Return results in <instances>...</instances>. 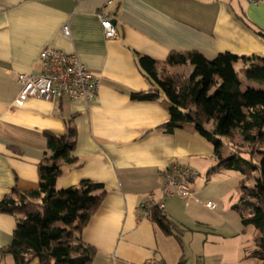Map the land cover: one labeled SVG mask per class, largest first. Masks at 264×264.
I'll return each mask as SVG.
<instances>
[{
    "label": "crops",
    "instance_id": "1",
    "mask_svg": "<svg viewBox=\"0 0 264 264\" xmlns=\"http://www.w3.org/2000/svg\"><path fill=\"white\" fill-rule=\"evenodd\" d=\"M101 9L115 22L114 39L103 36L97 18ZM66 24L69 38L61 30ZM260 33L264 34V2L253 6L245 0H0V202L6 197L28 196L30 202L41 198L35 193L39 166L48 156L43 133L62 136L71 127L76 132V162L62 166L56 188L91 181L105 191L79 235L95 252L91 264H142L149 259L161 264H261L251 256L257 232L241 224L231 210L234 204L217 210L211 201L202 200L216 182L213 175L207 178L217 164L212 146L191 125L164 131L169 114L162 93L154 101L131 99L151 88L139 56L160 64L159 75L188 78L190 65L163 66L170 53L197 52L212 60L228 52L264 59ZM48 46L76 55L98 78L94 102L64 97L15 104L20 91L17 76L39 75V54ZM247 66L239 62L234 68ZM171 163L197 173L186 201L176 194H160V173ZM220 173L236 172L215 174ZM226 196L221 194L218 201ZM150 199L163 202L165 216L177 226L174 235H165L140 217L139 205ZM15 228L16 218L0 213V264H14L1 251L10 245Z\"/></svg>",
    "mask_w": 264,
    "mask_h": 264
},
{
    "label": "trees",
    "instance_id": "2",
    "mask_svg": "<svg viewBox=\"0 0 264 264\" xmlns=\"http://www.w3.org/2000/svg\"><path fill=\"white\" fill-rule=\"evenodd\" d=\"M137 60L151 88L132 94L131 99L154 101L162 93L169 114L164 131L191 125L212 146L217 164L208 170L207 178L222 170L242 176L231 210L244 227L256 230L251 256L264 264V59L228 52L212 60L197 52L170 53L163 66L190 65L188 78L159 75L160 64L145 56ZM239 62L248 66L236 71L234 65ZM240 77L261 88L244 85ZM43 137L48 156L39 166L35 193L41 198L30 202L28 196L6 197L0 202V213L16 218L12 241L1 253L11 256L14 264H91L95 252L79 235L101 204L104 187L81 181L57 189L62 166L76 162L72 156L76 132L68 127L65 135L44 132ZM225 152L229 153L224 157ZM149 220L165 235H174L177 226L157 208Z\"/></svg>",
    "mask_w": 264,
    "mask_h": 264
},
{
    "label": "built area",
    "instance_id": "3",
    "mask_svg": "<svg viewBox=\"0 0 264 264\" xmlns=\"http://www.w3.org/2000/svg\"><path fill=\"white\" fill-rule=\"evenodd\" d=\"M248 4L258 6L264 0H245ZM111 1L108 2V5ZM105 39L116 38V30L113 25V18L110 13L101 9L97 13ZM62 34L70 37L68 25H63ZM40 74L28 76L19 74L17 83L20 91L15 104L22 106L28 99L37 98L46 102H55L61 98H68L74 101L86 103L94 102L98 97L99 80L83 64L80 63L74 54H65L53 47H45L39 54ZM161 187L160 194L163 197L173 194L178 195L186 201L192 196V183L197 178V173L188 166L178 163H171L160 173ZM211 208V204L205 205ZM154 208L164 213L163 202H155L150 199L139 205L140 217L149 219ZM142 264H161L155 259H149Z\"/></svg>",
    "mask_w": 264,
    "mask_h": 264
},
{
    "label": "rangeland",
    "instance_id": "4",
    "mask_svg": "<svg viewBox=\"0 0 264 264\" xmlns=\"http://www.w3.org/2000/svg\"><path fill=\"white\" fill-rule=\"evenodd\" d=\"M255 87L261 88V86L255 84ZM216 182L212 187H209L208 190L202 195V200L211 201L217 210H220L223 205L235 204L237 201V190L242 176L238 173L232 174H215L212 176ZM211 180V179H210ZM227 193L226 198L221 203L218 201L221 194ZM207 219V218H202ZM250 248V247H248ZM251 249V248H250ZM254 263L256 261L254 260ZM263 264V263H262Z\"/></svg>",
    "mask_w": 264,
    "mask_h": 264
},
{
    "label": "water",
    "instance_id": "5",
    "mask_svg": "<svg viewBox=\"0 0 264 264\" xmlns=\"http://www.w3.org/2000/svg\"><path fill=\"white\" fill-rule=\"evenodd\" d=\"M113 25H115V22L113 21Z\"/></svg>",
    "mask_w": 264,
    "mask_h": 264
}]
</instances>
